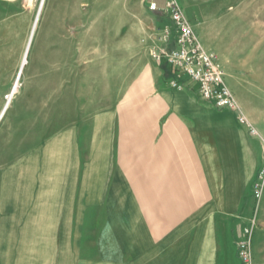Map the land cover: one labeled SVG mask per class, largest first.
<instances>
[{"label":"crops","instance_id":"1","mask_svg":"<svg viewBox=\"0 0 264 264\" xmlns=\"http://www.w3.org/2000/svg\"><path fill=\"white\" fill-rule=\"evenodd\" d=\"M56 1L57 12L105 14L93 24L104 32L50 133L32 119L28 131L0 135V264H240L237 243L253 220V262L264 264V195L253 196L260 140L154 59L163 46L133 29L129 0ZM179 1L213 52L226 0ZM168 2L133 1L143 33L162 16L172 27Z\"/></svg>","mask_w":264,"mask_h":264},{"label":"rangeland","instance_id":"2","mask_svg":"<svg viewBox=\"0 0 264 264\" xmlns=\"http://www.w3.org/2000/svg\"><path fill=\"white\" fill-rule=\"evenodd\" d=\"M133 1L129 0L127 13L133 29L142 32V39L150 37L158 45L168 19L162 16L143 33L137 25ZM179 2L186 10L183 1ZM225 5L226 11L216 27L219 39L210 47L226 71L227 83L239 106L264 135V0H226ZM59 8L56 0H11L0 4V114L8 107L0 123V135L28 131L27 122L32 119L38 122L39 130L50 133L67 86L73 76L90 67L100 47L91 42L104 31L93 24H99L105 14H67L57 12ZM69 21L83 27H62ZM119 31L114 29L113 33ZM80 36L86 43L78 44ZM28 42L31 46L26 51ZM82 52L90 60L80 63ZM19 80V90L8 104Z\"/></svg>","mask_w":264,"mask_h":264},{"label":"built area","instance_id":"3","mask_svg":"<svg viewBox=\"0 0 264 264\" xmlns=\"http://www.w3.org/2000/svg\"><path fill=\"white\" fill-rule=\"evenodd\" d=\"M149 10L156 12L157 4H150ZM166 12L170 16L172 27H166L163 30V35L158 39L163 47L153 54L154 59L159 62L165 60L179 77H186L195 84L203 101L221 110L236 111L238 122L247 128L252 137L260 140L264 153V138L242 112L236 95L227 83L226 71L216 54L203 46L178 0H169ZM173 85L178 86L177 83ZM263 195L264 166L260 169L253 185V196L256 202L259 203ZM254 227L255 220L245 230V239L237 243L240 264H254L252 252Z\"/></svg>","mask_w":264,"mask_h":264},{"label":"bare ground","instance_id":"4","mask_svg":"<svg viewBox=\"0 0 264 264\" xmlns=\"http://www.w3.org/2000/svg\"><path fill=\"white\" fill-rule=\"evenodd\" d=\"M34 35H35V32H34ZM29 42H30V40H29ZM29 42H28V44H27V49H26V51L29 49V46H31V45L29 44ZM26 63H27V62H26ZM24 65H25V64H24ZM19 86H20V80H19V82H18V86L16 87L15 91L12 93V96L9 97V102H10V103H11V101L13 100L14 96L17 94V92H18V90H19ZM7 111H8V109H4V110L1 112V114H0V123H1V121L3 120V118L5 117Z\"/></svg>","mask_w":264,"mask_h":264},{"label":"water","instance_id":"5","mask_svg":"<svg viewBox=\"0 0 264 264\" xmlns=\"http://www.w3.org/2000/svg\"><path fill=\"white\" fill-rule=\"evenodd\" d=\"M40 10H41V7H40V9H39V12H38V15H37V18H36V23H37V21H38L39 15H40ZM36 23H35V25H36ZM33 31H34V30H33Z\"/></svg>","mask_w":264,"mask_h":264}]
</instances>
